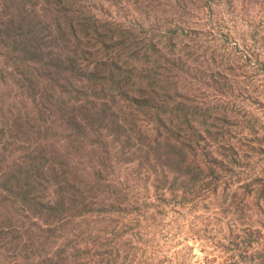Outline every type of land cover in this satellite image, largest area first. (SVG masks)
Masks as SVG:
<instances>
[{
    "label": "trees",
    "instance_id": "obj_1",
    "mask_svg": "<svg viewBox=\"0 0 264 264\" xmlns=\"http://www.w3.org/2000/svg\"><path fill=\"white\" fill-rule=\"evenodd\" d=\"M126 1L0 0V264H177L151 250L149 225L219 194L238 169L240 191L264 213V178L250 167L264 159L256 43L236 54L206 46L184 24L185 1L165 30L159 17L148 27L112 22L111 7L130 13ZM131 3L152 12L147 0ZM233 81L243 88L233 92ZM96 144L106 160L87 174L75 159ZM112 150L137 158L142 188L109 180ZM137 188L144 203L124 205ZM118 217L131 219L120 231ZM163 231L166 244L176 238ZM257 243L249 233L241 246Z\"/></svg>",
    "mask_w": 264,
    "mask_h": 264
},
{
    "label": "rangeland",
    "instance_id": "obj_2",
    "mask_svg": "<svg viewBox=\"0 0 264 264\" xmlns=\"http://www.w3.org/2000/svg\"><path fill=\"white\" fill-rule=\"evenodd\" d=\"M109 1L103 0L108 7L111 6ZM128 1L130 4L127 1L125 2V4L130 5V13L127 16L119 14L117 8H110L112 16L110 20H113L112 22L126 20L128 24L139 23L148 27L152 23L157 25L159 19L156 17H159L165 30L168 19L173 23H178L181 20V17H183L182 2L185 1L186 6L190 7L192 15L185 18L184 24L187 28L201 33L198 38L201 43H205L209 47L227 45V51H235V54L237 44L242 53H245L256 43L257 52L264 56V0H147L153 5L152 12L149 14L151 16L147 13L138 12L132 5L131 0ZM149 3H146V5ZM153 8L157 10L155 11ZM226 37L228 38L226 39ZM263 78L256 77L257 86L259 87L258 95L262 104H264ZM225 84L226 81L224 80L221 86H225ZM231 86L233 92L243 88L242 83L235 81L231 83ZM4 91L5 88L1 87L0 92ZM201 92L205 93V90L202 89ZM198 96L201 97L199 94ZM225 96H221L220 99L222 98L225 103H231L230 110L239 107L234 102V95L232 98ZM217 98H219L218 94L208 93L207 102L214 103L215 106L217 105ZM226 98L228 99L227 102ZM253 110L257 112V106ZM261 110L259 112L264 114V107ZM63 136H66V134H63ZM95 140L97 142L96 136H94V142ZM109 143L105 146L106 149L108 147V150H111ZM69 145V142L64 140L63 137L60 144L62 152L70 147ZM117 150L111 151L110 165L112 171L108 170V172L109 174L112 172V178L109 180H114L117 183L116 185L127 182L132 188L135 185L142 188L149 178L145 172H142V176L138 175L140 162L137 158H134V155L131 156L130 154L126 158ZM79 152L82 153L83 150L81 149ZM104 152L103 145L97 146L96 144L92 151L88 148L85 153L81 154V158L75 159V165L79 167L82 164L81 168H85L87 174H89L88 165L90 161H93V166L98 168L99 171L100 165L98 162L103 161V159L106 160V156L103 155ZM250 167L255 170L257 176L264 178V159L261 156L255 155ZM241 174V169L236 171V175L232 176L230 174L224 180L226 185H223L219 194H211L200 198L194 207L189 206V208L179 210L177 213L167 210L160 219H156L153 225H149V227L153 226V229H151L153 234H158V240L151 247V250L153 252L154 248L157 251L163 250L165 256L177 258V264H262L264 261V213L255 211L249 204L250 200L240 191L245 179ZM137 189L136 197L128 198V203L124 202V205L134 206V203L137 202L144 203L146 196L143 192L140 197L139 188ZM226 189L227 193H225ZM113 220L116 222L119 231L122 225H128L131 221V219L126 220V218L122 221L121 217L113 218ZM163 230L166 231L164 235L174 231L176 238L166 244L161 235ZM249 233L258 240V243L251 249H247L245 245V247L241 246L245 236ZM259 256L260 260L258 261Z\"/></svg>",
    "mask_w": 264,
    "mask_h": 264
}]
</instances>
